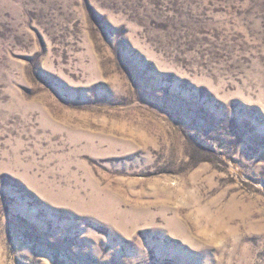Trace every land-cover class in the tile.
I'll list each match as a JSON object with an SVG mask.
<instances>
[{
  "label": "rangeland",
  "instance_id": "rangeland-1",
  "mask_svg": "<svg viewBox=\"0 0 264 264\" xmlns=\"http://www.w3.org/2000/svg\"><path fill=\"white\" fill-rule=\"evenodd\" d=\"M206 259L264 264V0H0V264Z\"/></svg>",
  "mask_w": 264,
  "mask_h": 264
},
{
  "label": "clouds",
  "instance_id": "clouds-1",
  "mask_svg": "<svg viewBox=\"0 0 264 264\" xmlns=\"http://www.w3.org/2000/svg\"><path fill=\"white\" fill-rule=\"evenodd\" d=\"M198 214L202 219L196 227L194 237L201 248L221 249L230 245L231 250L240 247L243 251H248V242L244 240L248 232L242 230L240 224L233 222L234 217L207 209L198 210ZM205 264L210 262L206 259Z\"/></svg>",
  "mask_w": 264,
  "mask_h": 264
}]
</instances>
